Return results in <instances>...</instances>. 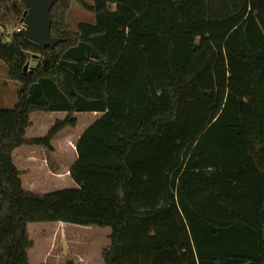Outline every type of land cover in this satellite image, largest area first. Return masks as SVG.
I'll return each mask as SVG.
<instances>
[{"label":"trees","instance_id":"1","mask_svg":"<svg viewBox=\"0 0 264 264\" xmlns=\"http://www.w3.org/2000/svg\"><path fill=\"white\" fill-rule=\"evenodd\" d=\"M72 1L94 15L76 31ZM91 2L58 0L63 41L42 48L17 31L25 1L0 0L18 85L0 106V264H30L33 223L109 228L105 264H264V0ZM26 52L41 58L27 71ZM38 112L67 116L29 139ZM76 113L100 117L76 143L75 188L25 190L15 151L43 147L58 173L52 142Z\"/></svg>","mask_w":264,"mask_h":264},{"label":"rangeland","instance_id":"2","mask_svg":"<svg viewBox=\"0 0 264 264\" xmlns=\"http://www.w3.org/2000/svg\"><path fill=\"white\" fill-rule=\"evenodd\" d=\"M84 1L92 3L91 0ZM93 21V14L83 9L79 2H71L67 12V23L71 30L76 31L79 22ZM16 26L13 22H8L5 27L0 25V38L10 41ZM17 88L18 85L9 79L7 66L0 60V106L11 107L15 101ZM52 117L63 120L66 114H56ZM75 117L79 120V127L83 128L87 121L95 116L89 113H77ZM99 117L100 115L95 120ZM47 122L43 126H40L43 123L39 124L41 132L45 131L43 133L45 135L48 132ZM38 123L34 120L32 125L34 129ZM73 131L72 129L66 130L55 141L56 152L54 157L63 173L66 172L68 166L75 163L76 150L74 151L73 147L74 145L76 147V144L73 142V146H71L68 137L66 138V134L76 133L77 130ZM69 138L72 139L73 134L69 135ZM29 154L36 156V161L28 160V157L31 156ZM38 156L37 151L29 152L26 155L23 150L14 155V162L21 173L25 190L48 194L75 188V183L66 174H64V178L47 176L41 158L39 159ZM28 230L34 243V247L29 252L30 264H68V260L73 264H105L102 254L109 247V233L111 231L109 228L62 223H33L29 224Z\"/></svg>","mask_w":264,"mask_h":264},{"label":"water","instance_id":"3","mask_svg":"<svg viewBox=\"0 0 264 264\" xmlns=\"http://www.w3.org/2000/svg\"><path fill=\"white\" fill-rule=\"evenodd\" d=\"M28 10L24 13L22 20L23 29L20 34L27 40L42 48H55L62 43V39L51 36L52 20L50 11L58 0H24ZM30 60L24 70L36 66L39 63V56L25 53Z\"/></svg>","mask_w":264,"mask_h":264},{"label":"crops","instance_id":"4","mask_svg":"<svg viewBox=\"0 0 264 264\" xmlns=\"http://www.w3.org/2000/svg\"><path fill=\"white\" fill-rule=\"evenodd\" d=\"M15 104V101L13 102V104L12 105H14ZM11 105V107H13ZM1 107H7V106H1ZM8 108H10L9 106H8ZM56 114H66V113H62V112H50V113H47V112H38V113H34L33 115H32V125L34 124V120L35 121H38L39 123L37 124V127L34 129V127L33 126H31L28 130H27V137L29 138V139H34V138H40V137H44V135L45 134H43L45 131H43V132H41V128H40V126H43L44 125V123L45 122H47L48 124H47V127H48V130L53 126V124L57 121V120H59V119H53V115H56ZM89 114H92V116H95V117H93L92 119H90V120H88L87 121V123L85 124V126H83V128H80L79 127V120H78V123H77V126H76V128H66V129H64L63 131H61L55 138H54V140H53V142H52V144H53V147H54V149H55V152H56V147H55V141H56V139L59 137V136H61L62 134H63V132H65L66 130H70V129H72V130H77L76 131V133L74 132V133H68V134H66V138L68 137V140H69V143H72L73 144V142H75V144L78 142V140H79V138L81 137V135L83 134V132L91 125V124H93L96 120H95V118L97 117V116H99L100 114H98V113H89ZM66 116H67V114H66ZM75 116H77V113L75 114ZM45 118H46V120H45ZM40 123H43V124H41L40 126H39V124ZM47 130V131H48ZM73 134V138L72 139H70L69 138V135H72ZM75 139V140H74ZM66 144L68 145V143L66 142ZM74 147H75V145H74ZM74 147H73V150L75 151L76 150V147H75V149H74ZM24 151V153L27 155L29 152L30 153H33V151H37L38 152V157H39V159L41 158V163H42V165H43V167H44V169H45V171H46V175L47 176H51V177H60V178H64V174H66V176L67 177H70V170H71V168H72V166L74 165H71V166H68V168H67V170H65L66 172L65 173H63V170H62V168L60 167V165L57 163V159H55V161H56V163L58 164V166H59V172L58 173H53L51 170H50V168H49V166H48V164H47V161H46V153H45V150H44V148L43 147H40V146H30V145H26V146H23V147H21V148H19L18 150H16L15 151V153H14V155L15 154H17V152H20V151ZM75 153H76V157H75V162H76V160H77V152L75 151ZM29 155H31V156H29L28 157V160H30L31 162H33L34 160L36 161V156L34 157L33 156V154H29ZM54 156H55V153H54ZM55 158V157H54ZM43 159H44V161H43ZM61 176H63V177H61ZM71 179V178H70ZM72 180V179H71ZM73 181V180H72ZM31 192V191H30ZM33 193H36V192H33ZM108 232V231H107ZM109 233V232H108ZM111 234V231H110V233H109V235ZM109 246H110V242H109Z\"/></svg>","mask_w":264,"mask_h":264},{"label":"built area","instance_id":"5","mask_svg":"<svg viewBox=\"0 0 264 264\" xmlns=\"http://www.w3.org/2000/svg\"><path fill=\"white\" fill-rule=\"evenodd\" d=\"M23 29V24H22V26L21 27H19L18 29H17V31L20 33V31Z\"/></svg>","mask_w":264,"mask_h":264}]
</instances>
